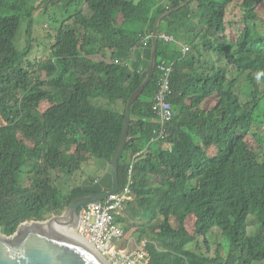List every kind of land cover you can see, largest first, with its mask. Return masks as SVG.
I'll list each match as a JSON object with an SVG mask.
<instances>
[{"label":"trees","instance_id":"trees-1","mask_svg":"<svg viewBox=\"0 0 264 264\" xmlns=\"http://www.w3.org/2000/svg\"><path fill=\"white\" fill-rule=\"evenodd\" d=\"M37 1L59 25L49 59L39 61L46 78L30 80L22 64L42 49ZM231 1L0 0L2 234L90 195L83 187L98 178L83 182V168L117 157L127 103L145 79L128 61L134 49L152 46L161 17L157 64L174 66L173 115L167 135L152 142L162 129L152 110L156 68L131 107L129 138L140 140L120 161L123 192L130 162L143 152L115 214L128 237L120 247L147 241L144 264H264V158L249 148L253 139L264 151V21L255 12L264 0H243L238 37L229 33ZM62 9L70 15L61 22ZM182 43L191 46L186 56Z\"/></svg>","mask_w":264,"mask_h":264},{"label":"water","instance_id":"water-1","mask_svg":"<svg viewBox=\"0 0 264 264\" xmlns=\"http://www.w3.org/2000/svg\"><path fill=\"white\" fill-rule=\"evenodd\" d=\"M160 19L161 17L157 19L154 26L152 46L134 49L130 58L131 70L138 72L145 79L127 103L117 157L111 164L101 159L93 162L95 167L103 172L102 177L93 185L84 186L83 191L90 195L72 201L62 214H56L46 221L25 222L11 236L0 232V264H109L93 248L80 239L59 232L58 227L68 224L77 225L78 213L82 208L102 202L109 196L120 192V161L127 144L140 140L139 138H129L131 107L151 81L156 70Z\"/></svg>","mask_w":264,"mask_h":264},{"label":"built area","instance_id":"built-area-1","mask_svg":"<svg viewBox=\"0 0 264 264\" xmlns=\"http://www.w3.org/2000/svg\"><path fill=\"white\" fill-rule=\"evenodd\" d=\"M165 40L170 37L164 36ZM184 52L190 48L184 45ZM160 71L159 89L155 95L154 110L160 116L162 129L159 137L152 140L156 142L163 139L167 133L165 124L173 115L172 103L169 98L173 95L172 76L174 66L166 61L157 65ZM143 152L136 153L132 158V164L129 172L128 184L123 192L109 196L102 202L93 203L82 208L78 213L75 235L85 244L99 253L109 264H144L147 261L149 253L146 249L147 241L136 242L133 238V244L120 247L119 242L125 239V230L115 218L121 209H124L127 199L130 195V185L132 184V169L137 158Z\"/></svg>","mask_w":264,"mask_h":264},{"label":"rangeland","instance_id":"rangeland-1","mask_svg":"<svg viewBox=\"0 0 264 264\" xmlns=\"http://www.w3.org/2000/svg\"><path fill=\"white\" fill-rule=\"evenodd\" d=\"M78 5L80 4V1L77 2ZM37 4L40 5V9L36 12V15L38 16V26L35 27V36L38 37L41 40V44H42V49H38V52H41L40 54L37 55H30V59L34 60V62H36V66H38L40 63V60H45L48 59L49 55L46 51V48H49L52 45V42H56L55 36H56V30L58 28L59 22H51L49 21V16L48 14H44L43 10L46 8V6L41 2V1H37ZM242 4H243V0H232L230 2L229 5V10H228V19L230 20V22H232L233 26H231L229 28V33H232L235 37L239 36L240 30L237 26H235V23L237 22H241L243 19V14H242ZM59 6L63 7V4L58 3ZM82 5V2L81 4ZM258 15V18L264 21V4H262L260 7H258L255 11ZM51 13V12H48ZM70 13L68 11H66L65 9H62L61 12V22L62 21H66L69 18ZM132 25H129V27H131ZM26 40H28V36L26 35V31H24V33H22L21 37H20V42H17L18 48L19 50H24L25 43ZM22 45V46H21ZM49 52H51V49L49 48ZM98 59H104L103 56L99 55L97 56ZM161 58H158V61H160ZM38 76H43L45 75V73L43 71H38L36 73ZM47 103L45 105V103H43L42 108L45 109L46 108ZM249 148L252 152H257L260 153V155L264 158V151L260 152L259 150V143H257L255 140L253 139H249ZM84 172H85V176H82V181L83 182H87L92 180L93 177L100 179L103 175V172L96 168L95 165L92 163V165H90L89 167H84L83 168ZM22 181H24L27 184H30V177L26 176L24 178L21 179ZM63 213V212H62ZM61 213V214H62ZM49 220V218H48ZM172 221H175V217L172 218ZM187 229L191 230L194 226V220L193 218H190V220L188 221V223L186 224ZM59 232H61L60 230H58ZM251 234H255L257 232V228L253 227L250 229ZM63 233V232H61ZM69 233L71 235H73L75 238H77L74 234V232L71 230L69 231ZM68 235V234H67ZM128 238L127 236H125V239ZM217 238H219V236H217L216 238L214 237V241L217 243ZM78 239V238H77ZM122 240L119 242V246H123L126 242V240ZM128 240V239H127ZM219 242H221V239L219 240ZM223 242H227L224 238L222 240ZM226 250H229L228 245L226 244ZM214 249L217 248V245H213ZM253 264H258V262H253ZM259 264H263V263H259Z\"/></svg>","mask_w":264,"mask_h":264},{"label":"clouds","instance_id":"clouds-1","mask_svg":"<svg viewBox=\"0 0 264 264\" xmlns=\"http://www.w3.org/2000/svg\"><path fill=\"white\" fill-rule=\"evenodd\" d=\"M166 13H168V12H165V14ZM160 23V22H159ZM153 37V36H152ZM163 37V36H162ZM184 45H186V44H184V43H182L181 44V46L183 47ZM189 48H190V50H191V46L190 45H187ZM190 50L188 51V52H190ZM134 51V50H133ZM133 51H132V53H133ZM183 52H184V47H183ZM188 52H184V54H183V56H186V54L188 53ZM132 53H131V56H132ZM131 58V57H130ZM130 58H129V61H128V64L130 63ZM49 59V58H48ZM105 60H107L108 61V59H105ZM157 63H158V61H157ZM158 65V64H157ZM157 65H156V68H158L157 67ZM129 66H130V64H129ZM22 67H24V68H26V71H25V75H26V77L28 78V79H30V80H34L35 78H36V76H37V72L38 71H42L41 69H40V64L38 65V66H36V62H34V60H32V59H30V58H28V60L24 63V64H22ZM131 69V68H130ZM40 77H42V78H46V76H40ZM132 96V95H131ZM154 105H155V98H154V102H153V107H152V110H154ZM154 112H155V110H154ZM130 120H131V118H130ZM160 133V132H159ZM159 133H158V136L156 137V138H158L159 137ZM166 135H167V133H166ZM165 135V136H166ZM164 136V137H165ZM153 139H155V138H153ZM159 141V140H158ZM157 142V141H156ZM131 164H132V162H130V167H131ZM135 166V165H134ZM133 170H134V168L132 169V176H133ZM129 172H130V170H129Z\"/></svg>","mask_w":264,"mask_h":264},{"label":"bare ground","instance_id":"bare-ground-1","mask_svg":"<svg viewBox=\"0 0 264 264\" xmlns=\"http://www.w3.org/2000/svg\"><path fill=\"white\" fill-rule=\"evenodd\" d=\"M76 226V225H75ZM75 226H72V225H66V226H63V225H60L59 227H58V230H60L61 232H63V233H65L66 235L68 234V236H71V237H73V238H75L73 235H71L70 233H69V231L71 230V232L73 231L74 232V234H75ZM76 236V235H75ZM77 237V236H76ZM78 238V237H77ZM76 238V239H77ZM79 239V238H78Z\"/></svg>","mask_w":264,"mask_h":264}]
</instances>
